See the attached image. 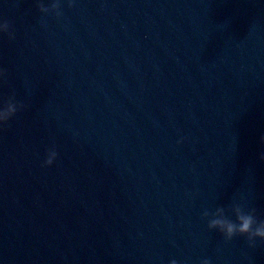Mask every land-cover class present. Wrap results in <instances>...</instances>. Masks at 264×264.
I'll return each mask as SVG.
<instances>
[{
  "label": "water",
  "instance_id": "95a60500",
  "mask_svg": "<svg viewBox=\"0 0 264 264\" xmlns=\"http://www.w3.org/2000/svg\"><path fill=\"white\" fill-rule=\"evenodd\" d=\"M69 2L0 0V264H264V0Z\"/></svg>",
  "mask_w": 264,
  "mask_h": 264
},
{
  "label": "clouds",
  "instance_id": "9594fccd",
  "mask_svg": "<svg viewBox=\"0 0 264 264\" xmlns=\"http://www.w3.org/2000/svg\"><path fill=\"white\" fill-rule=\"evenodd\" d=\"M75 0H70L69 7H73ZM40 13L44 16L54 15L57 19L63 16L59 3H53L50 7L44 3L38 2ZM8 34L10 39H14V33L11 31L10 24L6 20L0 19V34ZM5 73L0 70V80H3ZM25 107V105L17 101L15 94L7 100H0V125L6 124L9 120ZM183 140L178 141L182 143ZM59 153L55 146L47 150L46 157L43 161L44 167H51L55 164ZM264 159V155L261 156ZM229 215L223 207H218L215 212L204 211L202 219L206 221L207 227L211 231H218L225 240L231 241L235 237H246L248 244L252 247L257 245V241L264 242V222H260L256 218L255 210L249 209L242 201H234L231 206ZM234 217V218H233ZM170 264H178L177 260L172 259ZM201 264H211L209 259H204Z\"/></svg>",
  "mask_w": 264,
  "mask_h": 264
}]
</instances>
